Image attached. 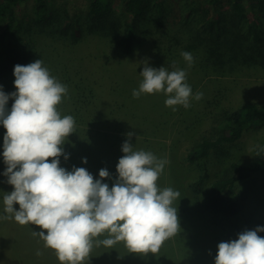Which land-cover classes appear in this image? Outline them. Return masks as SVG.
<instances>
[{
    "label": "rangeland",
    "instance_id": "obj_1",
    "mask_svg": "<svg viewBox=\"0 0 264 264\" xmlns=\"http://www.w3.org/2000/svg\"><path fill=\"white\" fill-rule=\"evenodd\" d=\"M180 1L153 0L155 14L166 17L169 29L164 37L159 34L155 39L159 40L162 48L177 52L175 46L211 53L209 61L203 63L206 66L201 68L194 62L189 66L183 57L155 58L157 51L148 46L130 53L127 49L116 47L119 45L115 42L112 43L115 45L113 48L108 47L104 35L106 31L103 29L108 23H93L88 14L90 0H53L54 15L50 20V29L35 24L34 0L17 7V17L23 25L16 38L18 50L31 56L29 63L41 59L50 75L68 85L76 97L75 106L72 103L65 104L63 109V105L58 104L63 114L69 113L75 120L74 132L62 144L68 158L61 155L60 166L69 171L74 166L83 167L86 160L75 159V149L90 145V137L95 133L118 134L124 140H119L115 148L103 146L102 141H94L95 149L99 152L93 154V160L97 159L101 166L96 168L97 164L94 163L89 165V170L86 169L94 179L99 178L100 169H106L110 176L103 178L102 183H107L109 187L113 185L117 179L116 165L123 155L121 145L129 140L134 150L150 151L156 157L167 160L156 181L157 185L160 189L171 187L179 193L173 206L177 207L180 230L163 243L158 253H131L123 242H117L111 248L94 246L86 259L95 264H100L96 258H102L106 249V255L109 256L107 264H214L218 244L209 245L212 240L202 235L207 232L201 227L217 222L223 235L220 239L225 242L235 240L238 233L250 229L256 216L264 215V181L260 172L236 183L232 188V195L238 202L233 215L211 207L208 189L218 177L231 175L230 166L234 162L254 167L262 162L264 168V127H253L235 145L222 146L217 153L213 152L207 162L208 169L206 166L202 170L200 165L188 161L196 142L203 137L215 139L225 123L237 116L241 105L250 101L264 103V67L254 66L249 56L255 55L254 47L264 48V0L249 3L247 15L240 21L230 10L228 1L222 0L218 6V10L223 13L220 30L217 29L213 35L208 30L207 19L215 14L207 4L208 0H188L189 4H182L183 7ZM108 2L112 5L111 10L119 15L113 18V14L109 15L114 23L111 27L122 35V26L130 20L121 16L124 0ZM69 23L82 24L85 29L83 36L77 39L67 37ZM256 34L261 37V45L254 38ZM230 43L244 54L229 53L227 56L235 57L239 64L226 68L227 65L223 67L222 64L223 55ZM191 54L194 58L195 54ZM145 64L154 68L164 66L169 71L185 70L186 82L191 86L192 93L201 92L202 98L195 100L190 97L189 108L177 105L173 110L165 106L167 96L159 92L131 98L123 106L119 88L125 86L131 91L137 89L142 80L139 73ZM92 74H101L114 85V94L108 100L111 108H99L101 114L96 111L98 100L106 96L98 98L91 91L89 78ZM14 79V75H8L4 81H0L5 93L15 91ZM127 79L131 82L128 83ZM12 103L13 100L9 99L6 109H10ZM5 132L6 129L0 126V152ZM130 132L133 133V141L127 135ZM70 138L77 143L75 149ZM5 168L0 156V215H6L3 213V195L13 190V186L6 182L7 177L2 175ZM14 207L18 208V205ZM183 214L191 219L184 223ZM201 215L204 220L199 219ZM8 220L9 224H14L13 229L6 226ZM12 220L0 218V227L5 225L7 230L0 232V256H8V264H60L54 250L45 247L44 241L34 234V231L41 230L39 226L20 225ZM104 238L101 235L97 239ZM1 257L0 263L3 264Z\"/></svg>",
    "mask_w": 264,
    "mask_h": 264
},
{
    "label": "clouds",
    "instance_id": "obj_2",
    "mask_svg": "<svg viewBox=\"0 0 264 264\" xmlns=\"http://www.w3.org/2000/svg\"><path fill=\"white\" fill-rule=\"evenodd\" d=\"M180 55L189 66L194 62L191 52ZM139 74L142 80L132 91L134 97L163 92L165 106L175 110L177 105L189 108L190 97L203 96L192 93L183 69L145 64ZM13 75L15 91L5 93L0 86V126L6 129L0 152L6 165L2 175L13 186L4 192L6 215L0 218L39 226L34 234L54 250L60 264H84L94 246L111 248L117 242L131 253H158L180 230L173 206L178 191L160 189L156 183L167 160L134 150L125 140L111 187L102 183L110 176L106 169L99 170L97 179L83 167L66 170L59 158H68L62 144L74 132L75 120L61 116L57 105L67 95V86L50 75L41 59L15 65ZM9 99L13 103L6 109ZM127 135L130 139L133 133ZM261 232L264 226H257L238 233L235 240L219 242L214 264H264ZM101 235L105 238L97 239Z\"/></svg>",
    "mask_w": 264,
    "mask_h": 264
},
{
    "label": "trees",
    "instance_id": "obj_3",
    "mask_svg": "<svg viewBox=\"0 0 264 264\" xmlns=\"http://www.w3.org/2000/svg\"><path fill=\"white\" fill-rule=\"evenodd\" d=\"M29 0H0V81H4L8 75H13L14 66L19 65H27L31 61V56H26L21 50H18L16 38L18 34L23 29V25L21 21L17 17V7L24 5ZM230 5V10L233 12L235 18L239 21L244 19V17L248 13L247 5L253 1L258 0H227ZM222 0H208L207 4L209 8L213 9L214 16L209 18L208 16V30L210 29V33L215 34V32L220 30V22H222L223 13L218 10L219 4H221ZM181 5H188V0H181ZM184 5H182L183 7ZM162 7V5H161ZM112 9V5L108 0H90V6L88 14L92 18L93 23L99 24L100 22H107L108 25H105L103 28L106 31L105 39H107L106 45L108 47L113 48L115 45L112 43H116V47H120L123 49H127V52H134L141 49L143 46L150 47L155 50V58H159L161 56H168V59H177L178 57H182L180 55L181 51H188L194 53V63L197 67L206 66L203 63L205 61H209V52H203L201 50L192 51V48L186 49L181 48L179 46H175L178 48V52L172 50L171 48H162L159 44V40L155 38L160 34L161 36H165L168 33L167 27V19L166 17H158L155 14V5L153 4V0H124L123 2V14L121 16L123 18H130L129 21H125L126 24L122 26V35L120 31H116L113 26L114 23L111 22V18L109 15H112V18L115 16H119L117 13H114ZM67 13V12H66ZM54 15V5L53 0H34V22L39 26L47 27L50 29L51 18ZM152 25V28L150 26ZM85 32L84 26L80 23L72 24L69 23L68 30L66 32L67 37L72 38H80L83 36ZM218 35H220V31H218ZM52 35L49 33L48 35ZM254 38L257 42H260L261 45V37L259 34L254 35ZM263 41V40H262ZM110 45V46H109ZM233 43H230L226 51L223 55V67L227 65L226 68L233 67V64H239L235 60V57H228L229 53L231 54H244L239 48L233 47ZM255 55H249L254 62V66L258 68L264 67V48L262 47H254ZM160 49V50H159ZM164 50L162 52V50ZM153 52V51H152ZM245 52H247L245 50ZM248 56V54H247ZM88 79V78H87ZM91 82V91L95 93V97L97 95L98 98L100 96H106L102 100H98V109L97 113H100V109H110V99L113 96L114 85L107 79V77L101 74H92L89 78ZM87 80V81H89ZM128 83L131 82L130 79L126 80ZM67 95L62 98V101L59 104L64 105L72 103L73 106L76 105V97H74L71 93V90L68 85ZM123 96V101L121 104L123 106L127 105V101L131 98H134L132 95V91L130 89H125V86L120 89ZM97 92V94H96ZM108 92V93H107ZM73 99V100H72ZM106 99V100H105ZM109 100V101H108ZM124 108V107H123ZM57 109L59 110L61 116L70 115L69 113L63 114V109L61 106L57 105ZM110 111V110H108ZM79 121V120H78ZM253 127H264V103H257L254 101L245 102L239 108V113L234 119H229L228 122L222 127L220 134L215 138H207L203 137L200 141H197L193 146L190 154L188 156V161L191 163H196L200 165L202 170L207 166V162L213 152H218L222 146L235 145L238 143L244 136V134ZM116 134V133H115ZM74 141L75 138L73 136ZM91 143L88 146H84L79 149H75L76 142L74 143L71 138L70 141L73 143V147L77 152L75 159L86 160L83 162V167L89 170V165H94L96 163L97 167H100L101 164L98 163V160H93V154L98 153L96 150L94 141H102L103 146H110L112 148L118 147L117 143L119 140H124L118 134H98L95 133L93 137H90ZM130 141H133L130 138ZM91 157V158H90ZM89 159V160H88ZM92 163V164H91ZM259 164L263 165L262 162ZM258 165V167L247 166L242 163L234 162L230 166L231 175H225L218 177L214 180L208 189L210 190V198L209 203L211 207L219 209L221 212L233 215L238 206L237 198L232 195V188L236 183L244 180L250 179L256 172L262 173L263 181H264V168L263 166ZM208 169V166H207ZM157 183V182H156ZM183 221L190 220L184 214ZM187 217V218H186ZM199 219H203L202 215L199 216ZM204 220V219H203ZM12 222L15 223L14 220ZM200 222V221H198ZM9 220L6 223V226H10L13 229L14 224H9ZM193 223H197V221H193ZM217 226V228L215 227ZM5 225L0 227V232L7 231L4 227ZM257 226H264V215H259L254 218V221L250 225L249 230L255 229ZM3 227V228H2ZM201 229L205 230L207 233L203 232L202 235H206L207 239H211L209 245H213V243L222 242L221 239L223 235L219 230V226L217 222H211V225H205L201 227ZM213 233H217L215 236H212ZM258 235L264 237V232L258 233ZM221 238V239H220ZM217 246V245H216ZM214 247V246H213ZM108 253L107 249L103 251L104 256L102 258H96V261L100 262V264H107L109 259H107L106 254ZM1 257V256H0ZM2 258V257H1ZM3 264H8L7 260L8 256L3 255ZM121 261V260H120ZM1 264V263H0ZM84 264H95L93 261H89L85 258Z\"/></svg>",
    "mask_w": 264,
    "mask_h": 264
}]
</instances>
